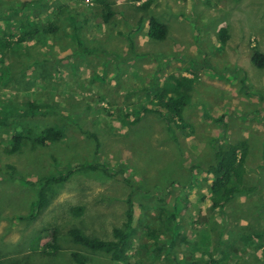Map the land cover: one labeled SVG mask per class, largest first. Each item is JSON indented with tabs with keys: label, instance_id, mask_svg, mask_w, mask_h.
<instances>
[{
	"label": "rangeland",
	"instance_id": "rangeland-1",
	"mask_svg": "<svg viewBox=\"0 0 264 264\" xmlns=\"http://www.w3.org/2000/svg\"><path fill=\"white\" fill-rule=\"evenodd\" d=\"M103 3L114 13L106 24L99 0H0V39L8 45L0 64V264H77L73 252L85 264H116L73 244L68 230L111 240L132 209L130 264H193L204 246L228 251L232 264H264V69L250 61L254 49L264 55V0ZM150 16L168 25L164 41L146 36ZM19 20L57 30L18 47ZM180 77L193 81L181 121L167 125L138 112L153 107L157 86ZM31 102L39 110H25ZM47 127L61 129L63 139L7 152L13 132L36 137ZM244 140L253 212L226 228L223 216L208 212L205 170L215 148ZM47 177L66 179L48 182L45 206L27 219ZM160 207L176 214L171 253L170 231L151 236L167 218ZM247 207L238 196L225 212ZM53 232L60 252L50 257L40 251Z\"/></svg>",
	"mask_w": 264,
	"mask_h": 264
},
{
	"label": "trees",
	"instance_id": "trees-1",
	"mask_svg": "<svg viewBox=\"0 0 264 264\" xmlns=\"http://www.w3.org/2000/svg\"><path fill=\"white\" fill-rule=\"evenodd\" d=\"M102 4H104L105 11L101 14L102 21L106 24L109 22L114 13L110 10V6L108 3H103V0H99ZM30 3H22L23 7L26 8ZM148 4L144 5L147 6ZM23 8V9H24ZM9 22L12 20L11 18L7 19ZM20 27L17 26L20 37L18 39L17 46L22 45L26 40H32L36 37L39 39H44L45 41L49 39V37L53 36L56 33L57 27H54L52 24L44 25L40 28L34 29L31 27L26 21L19 20ZM17 25V24H16ZM147 37L156 41H164L168 35V25L163 23L162 21L156 19L153 16H150L147 20ZM219 39L221 43L226 42V28L222 27L219 30ZM2 39H0V64L4 65V60L2 57L4 55L3 51L6 52L8 49V45L5 47L3 45ZM131 46V40L130 44ZM4 46V47H3ZM31 45L28 46L26 52H29ZM4 49V50H3ZM6 50V51H5ZM252 65L258 69H264V55L257 49H254L250 58ZM1 76V75H0ZM1 79V78H0ZM193 85V81L188 78L180 77V78H169L167 82L161 83L154 92H152V108H145L139 113H155L159 118H161L167 125L169 123H174V121H181L184 116V110L186 107V100L189 97V93L191 91ZM34 106L39 110L40 106L36 105L34 102L27 103L26 109L31 111ZM8 111H12L11 108L6 107ZM135 124V120L133 121ZM34 134V133H33ZM29 136L26 131L20 130L13 132L11 138H9V142L11 143L9 148H7V152L9 154H14L20 151L21 147L26 145L28 142L33 146L44 147L49 145L50 143H55L61 141L64 135L61 129L55 127H47L38 132L36 137ZM91 137V136H90ZM249 154V146L247 141H239L236 143H226L223 146H219L214 150V160L213 163L205 170V174L210 177L209 182V203H208V212H216L219 213L220 216L224 217L222 220L223 224L227 228V226H234L235 229L236 222L243 219L244 215H249L250 212H253V207H247L248 201L252 197V193L256 189V186L248 185V170L246 167V159ZM76 166V167H75ZM75 169L77 165H75ZM9 170L13 171V166H7ZM70 171L67 173L69 175ZM47 177L43 179L44 187L38 192V197L31 204L30 213L26 217L27 219H33L37 213L45 206L46 199L43 194V190L45 191L46 185L48 182H62L67 178H53ZM42 179V178H41ZM42 184V182H40ZM238 196H243L245 198V204L247 209H239L234 210L233 213L225 212L231 202ZM80 211V210H78ZM166 214L167 218L165 221L160 222V226L162 229L160 231L154 230L156 233H152L153 239H159L161 236H164L166 233L170 231V253L172 252L174 241L176 237H178L176 229V214L174 211H168L163 207L158 208V215ZM229 216L233 217L232 222L228 223L227 219ZM222 217V218H223ZM135 221V214L133 209L127 212V222L123 225L122 228H114L112 232L111 240H103L95 237H89L85 235L79 228L73 227L68 230V236L71 239V242L75 245H79L91 253L96 254L97 252L109 255L111 260L116 264H130L128 249L130 244V239L132 234H134L133 222ZM248 228L250 225L247 226ZM223 230L225 229L222 227ZM252 229H247L246 231H250ZM148 232V231H147ZM149 233V232H148ZM239 235V231L235 232ZM41 235V233H39ZM150 235V234H149ZM148 235V236H149ZM256 238H262L261 234H254ZM247 238H240L243 241L247 240ZM51 242L43 245L42 254L54 257L59 254L60 246L57 242V238L55 232L52 234ZM40 236H37L33 240V249L34 251L39 249L40 245ZM209 241L206 240V242ZM157 242V241H156ZM218 248V246H217ZM216 248V249H217ZM160 249V248H159ZM214 249L212 251H208L204 246L202 250L198 252V256L200 255L202 259L197 260V263L193 262V264H232L228 257L229 252L222 250L220 248L219 252ZM73 261L77 264H85L88 261V258L81 253L73 252L71 255ZM17 264V263H10Z\"/></svg>",
	"mask_w": 264,
	"mask_h": 264
},
{
	"label": "crops",
	"instance_id": "crops-1",
	"mask_svg": "<svg viewBox=\"0 0 264 264\" xmlns=\"http://www.w3.org/2000/svg\"><path fill=\"white\" fill-rule=\"evenodd\" d=\"M147 36V35H146Z\"/></svg>",
	"mask_w": 264,
	"mask_h": 264
}]
</instances>
